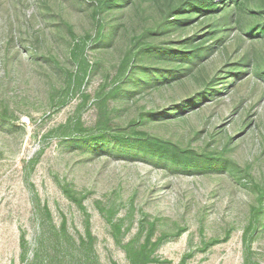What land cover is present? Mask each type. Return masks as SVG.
<instances>
[{
    "label": "rangeland",
    "instance_id": "obj_1",
    "mask_svg": "<svg viewBox=\"0 0 264 264\" xmlns=\"http://www.w3.org/2000/svg\"><path fill=\"white\" fill-rule=\"evenodd\" d=\"M240 1L214 41L170 0H0V264H264V0Z\"/></svg>",
    "mask_w": 264,
    "mask_h": 264
},
{
    "label": "trees",
    "instance_id": "obj_2",
    "mask_svg": "<svg viewBox=\"0 0 264 264\" xmlns=\"http://www.w3.org/2000/svg\"><path fill=\"white\" fill-rule=\"evenodd\" d=\"M170 2L172 8L168 12V14H166V17L171 16V14L174 17L176 15L181 14L182 12H184L189 8H197L199 11L204 13V16L208 17L209 19H214L213 23L208 28L211 29V31L208 30V34L212 36L214 41L222 40L225 38V34H227V29L229 27H232L235 20L237 19V14H238L236 10L237 5L239 4L243 5V3H241L240 0H236V2H238L236 5L230 7L226 6L221 11L223 12V14L220 17L216 18L214 16V13L220 11V6L215 0H179V1L176 0V2H174V0H170ZM262 19L264 20V13L262 14ZM168 48H163L157 45L156 49H154L153 51L157 52L160 55L163 52H165ZM244 60L245 62L239 65L237 72H241L247 69L249 64L251 63L248 60V55H246V58H244Z\"/></svg>",
    "mask_w": 264,
    "mask_h": 264
}]
</instances>
